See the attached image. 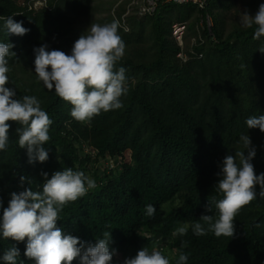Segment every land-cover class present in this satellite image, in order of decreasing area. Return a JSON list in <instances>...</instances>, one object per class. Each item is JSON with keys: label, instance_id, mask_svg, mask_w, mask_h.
I'll use <instances>...</instances> for the list:
<instances>
[{"label": "trees", "instance_id": "16d2710c", "mask_svg": "<svg viewBox=\"0 0 264 264\" xmlns=\"http://www.w3.org/2000/svg\"><path fill=\"white\" fill-rule=\"evenodd\" d=\"M18 1L0 0V43H12L16 54L7 57V86L15 88L17 99L35 96L53 123L45 144L49 159L29 164L26 149L18 146V125L10 122L9 146L0 151L3 207L12 192L29 187L42 192V173L51 178L55 171L71 167L93 179L96 187L65 205L57 226L93 244L103 232L111 231L110 249L115 250L111 264H124L144 247L159 250L170 264H177L181 253L188 256L186 264H264V198L259 197V185L257 198L235 217L233 237L193 232L195 222L204 224L199 220L202 214L212 215L214 221L218 218L215 204L210 203L222 198L215 190L217 174L226 155L246 151L241 134L248 133L256 148L251 161L256 174L264 173V133L246 125L250 116L264 115V53L258 51L264 47V37L253 39L255 26L224 37L215 14L217 0H209L204 10L192 3L162 0L154 14L124 20L128 32L120 20L118 34L135 53L116 64L117 70L126 69L123 107L78 122L70 115L72 106L54 89L15 72L35 71L34 48L47 44L49 51L71 49L79 37V19L90 12L93 0H45L46 6L39 10L30 6L33 0H23L24 6ZM197 10L205 19L209 14L215 24L211 29L205 26L206 46L195 48L203 58L184 62L177 57L181 48L171 28ZM9 16L30 31L23 36L8 34L4 22ZM146 42L150 47L138 50ZM259 136L263 139L254 141ZM108 159L117 166L91 171L90 163ZM20 176L27 178L23 185ZM209 203L211 212L206 211ZM149 204L156 209L151 217L146 214ZM185 225V235L173 236ZM13 244L21 252L17 264H34L23 255L26 240L16 243L2 235L0 257ZM73 264H80L79 259Z\"/></svg>", "mask_w": 264, "mask_h": 264}, {"label": "clouds", "instance_id": "9594fccd", "mask_svg": "<svg viewBox=\"0 0 264 264\" xmlns=\"http://www.w3.org/2000/svg\"><path fill=\"white\" fill-rule=\"evenodd\" d=\"M241 24L245 28L255 26L253 39L264 37V3L259 5L255 15L244 12ZM4 27L8 34L23 36L29 29L23 22L15 21L11 16L6 18ZM119 23H92L74 42L71 53L59 49L48 50L44 44L34 48L35 73L48 90H55L56 95L69 103L70 115L78 122H90L102 111L123 107L121 97L127 93L126 69H116L125 53V43L118 34ZM12 43H0V151H6L10 143L12 124L18 126V146L26 149L28 163H44L49 159V149L45 144L50 140L49 129L53 121L41 108V102L35 96L25 95L17 99L15 88L8 87L10 71L9 56H15ZM258 51L264 53V47ZM248 129H259L264 133V115L250 116L246 120ZM240 141L246 151H237L235 155H226L223 159L219 180L215 185L216 192L222 197L215 204L218 218L202 214L201 222L193 224L196 236L206 235L208 231L216 237H233L234 220L239 211L257 198L256 186L259 185V197L264 198V173L256 174L251 163L256 155L250 136L241 134ZM247 152V155H245ZM238 159V162H237ZM44 183L41 191L31 187L16 193L12 192L7 207L0 200V235L16 243L26 240L23 253L34 264H73L79 259L80 264H111L115 250L110 249L111 231L103 232L102 238L87 243L78 237L66 234L57 226L59 213L69 202L87 194L96 187L95 181L82 171L71 167L55 171L51 178L42 173ZM26 177L20 176L21 185ZM29 184L31 180L27 181ZM210 203L206 211L211 212ZM155 207L146 206V214H155ZM187 225L178 227L172 234L185 235ZM186 246V242L182 244ZM21 256L20 249L13 244L0 257L4 264H17ZM188 256L181 253L177 264H186ZM23 264V261H21ZM124 264H170L169 259L155 248L150 252L147 247L139 250L134 258H126Z\"/></svg>", "mask_w": 264, "mask_h": 264}, {"label": "rangeland", "instance_id": "374dc122", "mask_svg": "<svg viewBox=\"0 0 264 264\" xmlns=\"http://www.w3.org/2000/svg\"><path fill=\"white\" fill-rule=\"evenodd\" d=\"M218 7L215 10V14L218 17L219 26L223 31L224 37H227L232 31L239 28H245L241 24V15L247 12L249 15H255L258 11L259 5L264 3V0H217ZM19 4L24 6L23 0L18 1ZM143 0H93L91 3V10L86 15L79 19L76 26L79 36L85 32L92 23L96 24H109L113 21L119 22L120 20L129 19L133 15H138L139 18L144 17L139 12L140 4ZM30 6L39 10L46 6L45 0H33ZM120 16V17H119ZM205 20L206 22H204ZM186 33H185V43L183 46L185 54V62L190 59L203 58V53L196 52L195 48L197 46L205 45L208 41L205 38L204 31L205 26H213L215 23L212 20L211 24L207 23V19L203 18L202 14L197 10L194 11L191 16L185 21ZM149 29V28H148ZM128 32V31H127ZM79 38V37H78ZM215 40V38H213ZM150 47V43L146 42L141 46L143 52ZM144 49V50H143ZM65 53L70 54L71 49H67ZM134 50L131 47H125L124 56H134ZM138 55V54H137ZM17 77L21 78H34L39 80L35 71L31 70L25 75L21 72H15ZM25 76V77H24ZM263 139L262 136L254 138L255 140ZM86 152L91 149L85 144ZM91 171L94 169H112L117 166L116 162L112 159L101 160L99 163H90ZM90 175V174H89ZM164 249H166L167 244H164ZM165 252V251H164ZM167 254V252H166Z\"/></svg>", "mask_w": 264, "mask_h": 264}, {"label": "built area", "instance_id": "2783aa9c", "mask_svg": "<svg viewBox=\"0 0 264 264\" xmlns=\"http://www.w3.org/2000/svg\"><path fill=\"white\" fill-rule=\"evenodd\" d=\"M161 1L162 0H143V3L140 4L139 12L142 15H152L156 12L158 5ZM166 2L175 3L179 5L192 3L194 5H197L198 8H200L201 10L206 9L209 4V0H166ZM206 19H207V23L211 24L212 18L209 14L207 15ZM122 26L126 31H128V27L126 26L125 21L123 22ZM208 27L209 29H211V26ZM185 33H186L185 22H177L172 25L171 35L174 38L177 45L181 48L180 52L177 54V57L182 59L184 62H185V54H184L183 46H184Z\"/></svg>", "mask_w": 264, "mask_h": 264}]
</instances>
